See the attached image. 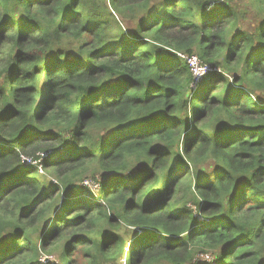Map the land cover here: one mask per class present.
Wrapping results in <instances>:
<instances>
[{"label":"trees","instance_id":"trees-1","mask_svg":"<svg viewBox=\"0 0 264 264\" xmlns=\"http://www.w3.org/2000/svg\"><path fill=\"white\" fill-rule=\"evenodd\" d=\"M47 255L264 264V0H0V264Z\"/></svg>","mask_w":264,"mask_h":264},{"label":"built area","instance_id":"built-area-1","mask_svg":"<svg viewBox=\"0 0 264 264\" xmlns=\"http://www.w3.org/2000/svg\"><path fill=\"white\" fill-rule=\"evenodd\" d=\"M182 57H184V56L182 55ZM186 61H187L188 67L190 69V72L192 73V76H193V80L194 81H193L192 85H195L198 81H200V79L207 72H209V71L212 70V67L210 65H203V64H201L194 55L189 56V57H186ZM26 159L27 160H30L28 158H26Z\"/></svg>","mask_w":264,"mask_h":264},{"label":"rangeland","instance_id":"rangeland-1","mask_svg":"<svg viewBox=\"0 0 264 264\" xmlns=\"http://www.w3.org/2000/svg\"><path fill=\"white\" fill-rule=\"evenodd\" d=\"M252 13L250 12L249 14L246 15V20L243 21V24H241L243 27H249L250 24H254V21L252 20ZM41 156H44V155H41ZM44 158V157H42ZM34 162L33 161H30V160H25V164L26 165H32ZM39 167V166H38ZM87 185L91 187H93V185L91 184V181H88L86 180L85 182ZM125 252H126V249H125ZM121 264H125L126 263V258L124 257L122 260H121ZM56 263L58 262V259H57V256L56 255H53V256H48L47 257H41L40 258V262L39 264H52V263Z\"/></svg>","mask_w":264,"mask_h":264}]
</instances>
